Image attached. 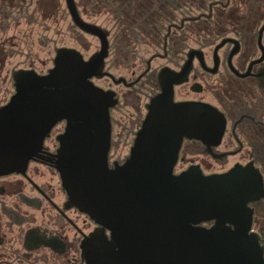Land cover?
Instances as JSON below:
<instances>
[{
	"label": "water",
	"instance_id": "obj_1",
	"mask_svg": "<svg viewBox=\"0 0 264 264\" xmlns=\"http://www.w3.org/2000/svg\"><path fill=\"white\" fill-rule=\"evenodd\" d=\"M65 4L73 24L97 37L100 49L85 59L75 48L58 47L47 73L12 71L14 93L0 107V176L25 172L64 122L53 167L69 203L111 231L110 241L94 233L86 242L89 264H264L250 207L264 198L260 171L236 165L206 175L192 165L175 173L185 139L220 144L226 120L215 107L175 102L173 83L162 84L130 155L110 167L111 110L118 100L94 80L132 83L106 70L110 31L84 20L76 0Z\"/></svg>",
	"mask_w": 264,
	"mask_h": 264
},
{
	"label": "flooded vegetation",
	"instance_id": "obj_2",
	"mask_svg": "<svg viewBox=\"0 0 264 264\" xmlns=\"http://www.w3.org/2000/svg\"><path fill=\"white\" fill-rule=\"evenodd\" d=\"M39 2L0 0V64L11 58L5 53L6 29L11 22L37 24L30 10L37 7L38 11ZM146 3L137 1L136 6L144 8ZM77 5L82 18L91 22ZM170 13L155 43L111 41L115 27L109 29L106 70L115 50L119 67L130 75L117 77L132 83L115 85L123 87L118 92L110 78H103L111 80L107 89L114 90L118 100L111 110L110 167L128 158L147 105L161 92L162 84L173 83L175 102L211 105L226 120L218 146L184 140L175 173L195 165L210 175L251 164L264 182V11L256 0H211L202 8L178 4ZM72 27L81 31L73 22ZM125 47H129L126 52ZM144 47L155 48L147 59L141 54ZM115 112L120 118L113 115ZM64 130V122L54 127L44 153L31 161L25 172L0 176V264H89L85 244L91 235L97 233L104 243L111 240L106 226L69 203L53 167L60 148L57 136ZM202 157L225 168L208 172L207 167L212 169L213 164H205ZM185 161H189L187 168L178 169ZM250 207L254 210L253 229L261 234L264 245V198Z\"/></svg>",
	"mask_w": 264,
	"mask_h": 264
},
{
	"label": "rangeland",
	"instance_id": "obj_3",
	"mask_svg": "<svg viewBox=\"0 0 264 264\" xmlns=\"http://www.w3.org/2000/svg\"><path fill=\"white\" fill-rule=\"evenodd\" d=\"M27 1L29 2V0ZM76 1L80 5V11L85 19L108 30H113V17L106 11L99 9L92 0ZM38 5V11L36 10L37 7L30 10V14L37 24L30 23L29 20L26 22L21 21L20 23L11 22L10 27L5 31L4 38L7 41L5 53L9 54L11 58L7 60L6 64H0V106L6 104L14 93L11 77L13 70L33 69L39 74L47 73V70L53 66L55 47L76 48L86 58H89L99 50V39L85 35L72 27L65 0H40ZM154 51L155 48L144 47L141 49V54L147 59ZM117 59L119 58L116 56V51L113 50L108 59V70L115 76L125 75L129 78L130 75L126 74L127 72L124 68L119 67ZM95 83L104 89H107L112 84L110 79L96 80ZM112 88L119 92L122 91L123 87H116L112 84ZM113 115L116 118H120L116 112ZM202 161L208 165L209 163L213 164L212 169L205 166L208 172L225 168L215 164L206 157H202ZM188 164L189 161H185L183 164L180 163L178 169H186Z\"/></svg>",
	"mask_w": 264,
	"mask_h": 264
},
{
	"label": "trees",
	"instance_id": "obj_4",
	"mask_svg": "<svg viewBox=\"0 0 264 264\" xmlns=\"http://www.w3.org/2000/svg\"><path fill=\"white\" fill-rule=\"evenodd\" d=\"M94 4L113 17V41H128L142 44L155 43L161 34V24L177 5L202 8L211 0H92ZM147 2V7L136 6V2ZM264 11V0H256ZM176 2V4L174 3ZM149 41V42H148ZM117 46V45H116ZM129 50L125 47L124 51Z\"/></svg>",
	"mask_w": 264,
	"mask_h": 264
}]
</instances>
